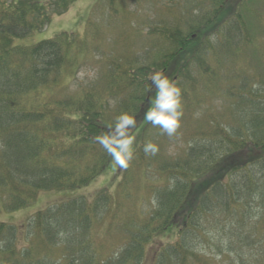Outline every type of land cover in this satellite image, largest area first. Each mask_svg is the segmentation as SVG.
I'll return each mask as SVG.
<instances>
[{"label":"trees","instance_id":"1","mask_svg":"<svg viewBox=\"0 0 264 264\" xmlns=\"http://www.w3.org/2000/svg\"><path fill=\"white\" fill-rule=\"evenodd\" d=\"M76 1L0 0V190L6 212L29 207L41 192L78 190L100 178L113 157L95 137L123 112L136 117V131L155 95L154 86L146 87L152 71L174 80L190 108L193 99L203 101L196 88L209 89L219 79L220 54L242 64L239 58L254 47L243 14L251 0H205L172 24L136 25L114 41H125L119 54L98 41L101 27L93 18L83 35L62 32L32 47L11 46L44 30ZM120 4L124 0H101L96 10L108 7L118 20L125 16ZM85 56L102 70L94 84L72 94L64 81L85 64ZM257 71L256 78L229 88L234 123L214 119L196 138L191 135L182 157L146 155L143 144L166 135L146 123L116 195L103 189L93 200L79 196L53 205L22 230L0 221V264H143L150 240L166 232L178 240L161 251L156 264H213L193 246L206 239L211 222L225 224L241 240L245 231L254 238L264 232V70ZM134 163L160 176L151 184L153 210L141 221L122 215Z\"/></svg>","mask_w":264,"mask_h":264},{"label":"rangeland","instance_id":"2","mask_svg":"<svg viewBox=\"0 0 264 264\" xmlns=\"http://www.w3.org/2000/svg\"><path fill=\"white\" fill-rule=\"evenodd\" d=\"M100 1L77 0L67 12L53 15L50 24L44 30L32 32L23 38H16L12 41L11 46L32 47L40 42L54 39L62 32H76L83 35L86 33L87 22L90 18H93L101 27V29L100 27L98 28L100 29L98 41H106L104 48L112 51L114 49L118 54L119 52L124 53V49L121 48L125 45L124 39L120 43L121 47L116 46L117 44L114 43L123 31H133L136 25L142 27L143 24H148L150 20L172 24L176 21V18H180V15L186 13L187 10L194 12L197 8L200 9L199 3L205 0H124L125 5L121 6L120 4V9L125 16L118 18V20L112 19L109 14L111 10L108 7H106V12L104 10L105 7L103 10H96ZM237 3L236 1L235 4ZM248 9L243 10V14L249 23L247 25H251L254 47H252V50L250 49L251 51H247L249 54L244 57V60L239 58L242 64L235 65L233 62L234 58L227 56L226 52L220 54L223 64L219 67L222 71L219 79L212 83L209 89L205 88L206 91L200 85V89L196 88L193 92H196L195 95H201L203 101L199 103L193 99V104L190 108H187V104L185 105V103L181 102L183 114L176 134L172 137L162 135L158 142H152L158 143L162 158L176 159L182 157L188 148V141L192 139L191 135L196 138L200 134L199 132L208 129V124L214 119L222 124L232 125L234 123L233 110L235 105L234 101L229 97V88L237 85L246 77L256 78L258 76L257 70H264V0L248 1ZM82 63L85 64H82L78 72L72 74L69 79L67 78L64 81L65 89L72 94H78L86 86L94 84L99 72L102 70L100 67L97 68L96 62L89 59L86 60V56ZM89 71L95 73L94 78H89ZM81 73H84V75L81 76ZM189 90L191 91V88ZM146 123L142 120L133 133L135 151L141 144L140 135H142V130ZM150 133L151 137L160 138L158 131H151ZM125 171L126 168L118 166L113 159L108 170L88 186L78 190L41 192L29 207L17 212H6L4 210L2 205L4 196L0 190V221L18 225L22 230L26 222L34 214L53 205L67 202L79 196L93 200L103 189H108V192L116 195L118 184L125 177ZM132 171V178L130 177L131 180H129L122 197V215L131 214L134 220L141 221L146 213L148 214L153 210L152 194H150L151 184L157 182L160 176L156 175L155 172L150 174L137 163L133 164ZM164 182L165 180H163ZM211 223L209 232H206V239L198 238V242L194 245L192 244L197 252L199 251L206 258L208 257L207 259L213 260V264H264V232L260 234L257 232L254 238V234L245 231V235H243L245 237L241 240L240 237L230 235L225 230V224H222V226L216 222ZM117 233H114V237L119 242L121 236ZM239 235L241 234L239 233ZM229 239L232 240L230 245L232 247L229 246ZM177 240L178 236L175 233L166 232L155 236L146 246L143 264H156L161 251ZM197 264L204 263L198 262Z\"/></svg>","mask_w":264,"mask_h":264},{"label":"clouds","instance_id":"3","mask_svg":"<svg viewBox=\"0 0 264 264\" xmlns=\"http://www.w3.org/2000/svg\"><path fill=\"white\" fill-rule=\"evenodd\" d=\"M84 73H81L83 76ZM89 78H94L95 73L89 71ZM151 84H147V90L155 87V95L150 100V107L145 113L144 121L153 127H159L162 133L169 137L176 134L180 126L182 116L181 89L176 82L170 79L163 70H154L148 75ZM137 126L134 115L123 112L115 119V123L109 126L105 134L97 135L95 142L108 152L116 164L127 168L128 162L134 155L135 137L132 130ZM143 151L146 155H155L159 148L155 143L143 144Z\"/></svg>","mask_w":264,"mask_h":264}]
</instances>
